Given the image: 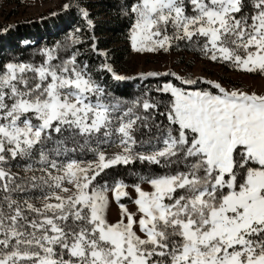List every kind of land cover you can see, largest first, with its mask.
I'll use <instances>...</instances> for the list:
<instances>
[{"label":"snow or ice","instance_id":"snow-or-ice-1","mask_svg":"<svg viewBox=\"0 0 264 264\" xmlns=\"http://www.w3.org/2000/svg\"><path fill=\"white\" fill-rule=\"evenodd\" d=\"M124 15L136 53L183 42L213 63L264 75V0H135ZM44 55L39 66L0 70V264H264V94L166 83L156 89L172 98L165 111L150 99L123 107L76 54L60 63ZM137 162L167 171L133 185L132 213L121 203L129 185L107 177Z\"/></svg>","mask_w":264,"mask_h":264},{"label":"rangeland","instance_id":"rangeland-1","mask_svg":"<svg viewBox=\"0 0 264 264\" xmlns=\"http://www.w3.org/2000/svg\"><path fill=\"white\" fill-rule=\"evenodd\" d=\"M100 1L103 0H0V26L14 27L24 21H42L52 15H61L68 11L79 14L83 19L79 10L80 8L87 10L89 14L92 12L96 13L91 20L94 24L93 28L99 29V34L96 32L93 37H95L96 41L103 39V41L109 44V48L101 50L100 53L106 54L103 55L106 64L111 65L117 74L126 77L125 80L117 81L113 78L112 74H110L108 86H111L114 81L118 82V84L126 81L132 84L135 89L138 87L137 83L143 88H138L131 97L126 99L122 98L121 100L112 95L110 87H107L106 92L110 94L112 99L121 101L123 107L132 106V103L139 99L140 95L138 93L140 91L147 93L153 102L160 101L159 97L166 93L158 92L156 89L160 84L163 86L166 83H173L175 86L183 87L188 90H196L210 88V85L201 82L202 80H210L219 82L223 87L229 90L240 89L247 92L264 94V75L258 73H244L224 64L213 63L202 58L197 51L185 47L183 42H181L179 48H174L170 52H134L130 45L129 32L128 37L125 40H121V38L113 32L112 16L108 15L102 7H95V3ZM66 4L71 5L67 10L64 8ZM76 5H78V7ZM85 25L86 29L89 30L87 22H85ZM76 30L79 33L82 32V26L80 24L77 25ZM118 60L119 65L115 63V61ZM148 73H158L159 75L142 78L143 75ZM165 73H175L184 78L195 79L197 83L192 86L182 85L174 76L164 75ZM212 91L216 90L212 89ZM140 99H142V97ZM118 150L117 148H108L110 153ZM83 159L91 160L92 155L89 153L85 155ZM141 187L145 191H152L151 187L146 183L141 184ZM127 191L131 199L125 198L121 203L125 204L130 212L136 213L137 206L133 201L137 194L133 185H129ZM121 215L120 207L115 202L110 203L107 212L109 223L118 222L121 219Z\"/></svg>","mask_w":264,"mask_h":264},{"label":"trees","instance_id":"trees-1","mask_svg":"<svg viewBox=\"0 0 264 264\" xmlns=\"http://www.w3.org/2000/svg\"><path fill=\"white\" fill-rule=\"evenodd\" d=\"M133 3L134 0H103L95 3V7H102L108 15L112 16L113 32L121 40L128 37L132 19L130 15L126 16L124 13L128 11ZM95 15L96 13H90L89 19H92ZM85 22L86 20L82 19L79 14L68 11L61 15H52L42 21H24L14 27L0 26V70H3L8 63L39 66L46 61L44 55L46 51H51L53 56L57 57L52 61L53 63H60L76 54L77 63L81 66L87 64L93 79L105 90L110 87V92L115 97L121 100L122 98L126 99L131 97L138 88L143 89L138 83V87L135 89L132 84L126 81L120 82V84L114 81L111 86H108V78L111 73L104 69L103 65L106 64V60L100 54V51L108 49L109 44L103 39L97 41L93 39L94 33L99 34V29L87 30ZM79 24L83 29L80 33L76 30V26ZM73 37L78 38L81 42L73 43ZM93 45H95V50ZM115 63L119 65V60ZM160 87H162V84L158 86V88ZM138 94L140 95L139 99L142 97L140 100H151V97L145 92L140 91ZM171 99L169 94H163L159 97L160 101L155 102L160 104L161 111H165V105ZM156 118L167 123L164 116L158 115ZM165 171L167 170L159 169L156 166L149 167L137 162L127 167L121 166L108 170L107 180L110 185L116 180H123L128 185H135L140 183L141 176L162 174Z\"/></svg>","mask_w":264,"mask_h":264},{"label":"crops","instance_id":"crops-1","mask_svg":"<svg viewBox=\"0 0 264 264\" xmlns=\"http://www.w3.org/2000/svg\"><path fill=\"white\" fill-rule=\"evenodd\" d=\"M135 230L137 231V233H138L139 235H141V236L143 235L142 233L139 232V229H138V228H136Z\"/></svg>","mask_w":264,"mask_h":264}]
</instances>
